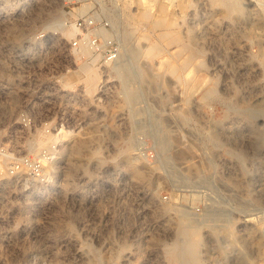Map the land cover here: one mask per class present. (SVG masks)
<instances>
[{"label":"rangeland","instance_id":"obj_1","mask_svg":"<svg viewBox=\"0 0 264 264\" xmlns=\"http://www.w3.org/2000/svg\"><path fill=\"white\" fill-rule=\"evenodd\" d=\"M230 1L96 0L114 63L73 54L60 4L62 28L43 9L22 36L54 42L17 61L0 49V172L22 167L4 199L33 242L0 264H178L164 249L177 225L199 264H264V0ZM81 62L97 68L91 92Z\"/></svg>","mask_w":264,"mask_h":264},{"label":"built area","instance_id":"obj_2","mask_svg":"<svg viewBox=\"0 0 264 264\" xmlns=\"http://www.w3.org/2000/svg\"><path fill=\"white\" fill-rule=\"evenodd\" d=\"M57 2L53 3V0H0V29L16 19L18 21L21 15L25 16L36 13L40 9V6H43L42 9L49 10L48 8H53L54 5L60 4L61 7H64L62 10L72 17L71 20L67 19L64 22V28L70 29V32L73 33L70 48L77 58H88L80 50L83 43H88L92 53L100 55L105 62L114 63L118 60L120 54L119 42L108 36L105 37L104 27L99 26L96 21L97 13L96 10L93 11L96 0H58ZM39 4L40 6L38 7ZM90 11L92 14L88 13ZM3 30H0V37L13 40L11 38L12 35L8 34L7 37V35H4ZM47 34L56 35L55 32H33L32 34L29 33L28 36L22 37L23 39L16 41V45L21 48V45L29 43L27 39H30V46L47 42ZM54 39L56 40L55 36ZM3 45L5 44H2L0 39V48L5 47L7 52L6 57H11L14 61H17V59L26 54V52L22 54L23 52L20 48H18L19 50H15V48V51L12 50L10 53L9 49L7 50L6 46L3 47ZM27 53H29V50ZM0 156L8 157V153L3 146H0ZM21 176V163L16 158L11 161L4 171L0 172V252L23 251L26 249L24 248L25 245H27L29 250L33 244L27 226L22 223L20 206L13 200L4 199V194L11 190L10 188L13 187V184L17 186ZM16 195L15 193V200L18 199Z\"/></svg>","mask_w":264,"mask_h":264},{"label":"bare ground","instance_id":"obj_3","mask_svg":"<svg viewBox=\"0 0 264 264\" xmlns=\"http://www.w3.org/2000/svg\"><path fill=\"white\" fill-rule=\"evenodd\" d=\"M57 0H53V3H55ZM40 6V4L38 5V7ZM227 6L229 9L231 10H234V9H240L238 8V3L235 1V0H231L230 2L227 3ZM43 8V6H40V9L39 10H43L41 9ZM46 10V9H45ZM248 10V9H247ZM44 11V10H43ZM49 12H52L51 15H54V17H51L49 20H47L45 23H44V28H52V29H56V28H62V24H63V21L62 19L59 17V16H56L55 17V13L54 12H57V6L54 5L53 8L49 9ZM143 12V11H142ZM248 12V11H247ZM38 14V13H36ZM253 14V13H252ZM42 15V14H41ZM23 16V15H21ZM21 16L18 18V22H17V19L15 21H12L11 23H9L8 25H4L1 29H4V35H7V34H11L13 36V40L15 39H19L21 38L23 35H24V25L27 24V27H29V25L33 22V17L37 15H35V13H31V14H27L25 16H23L21 18ZM42 17V16H41ZM147 17V16H146ZM246 17V16H245ZM21 18V19H20ZM40 18V17H39ZM37 18V19H39ZM35 20V19H34ZM140 20V19H139ZM138 20V21H139ZM38 21V20H37ZM141 21V20H140ZM139 21V22H140ZM259 22V21H258ZM0 29V30H1ZM7 29V30H6ZM26 29V28H25ZM29 29V28H28ZM68 33V32H67ZM56 37V36H55ZM1 41H2V44H5L3 45L4 46H7V50L9 49L10 53L12 52V50H17L18 48V45H14V43L12 44H9V43H4V40L5 37H0ZM54 39V36H52L51 34L49 35L48 37V41L49 40H53ZM15 40L13 42H15ZM27 41L29 43H27L25 45V47H21L20 49H22V54H24V52H28V50L31 48L30 45H31V42H30V39H27ZM51 42V41H49ZM54 42V41H52ZM1 49V48H0ZM2 50V49H1ZM14 50V51H15ZM19 50V49H18ZM81 52L84 53L85 55H89L91 54V47L85 43L82 44V47L80 48ZM155 48L153 46H151V52L154 51ZM4 52V51H3ZM6 53V52H5ZM1 55V54H0ZM7 56V55H6ZM30 58V57H29ZM96 58V57H95ZM20 59V58H19ZM242 59V58H241ZM94 60V59H93ZM242 61V60H241ZM20 62V61H19ZM25 63V61L23 62ZM242 63V62H241ZM243 64V63H242ZM80 67L83 71V73L85 74V79H84V88L87 92H91L94 88H95V83H96V80H97V68L95 67V65H92V64H87L85 62H81L80 64ZM248 68V67H247ZM256 71V70H255ZM258 71V69H257ZM260 84V83H259ZM65 85V84H64ZM68 85V84H67ZM259 87V85H258ZM128 95H129V92L126 93V98H128ZM1 119V118H0ZM245 127V126H244ZM87 141H78V142H75L74 144H72L70 146V151H69V154L70 156H74V155H77V154H80L81 152L85 151V150H88L87 149ZM41 141H35V142H31L29 145L30 147H33V146H37V144H40ZM2 158V157H1ZM0 158V159H1ZM1 162V161H0ZM68 173L71 174L72 171L74 169H76L79 165L78 164H75V162L73 161H69L68 162ZM77 163V162H76ZM1 165V164H0ZM133 175L135 177H140L142 174L139 170H136V171H133ZM104 191V190H103ZM80 196V195H79ZM94 196V195H93ZM90 199V198H89ZM78 200V199H77ZM88 200V198H87ZM81 201V200H80ZM79 201V202H80ZM85 201V200H84ZM78 202V203H79ZM88 202H90L88 200ZM83 204V203H82ZM156 204V203H155ZM84 205V204H83ZM161 212H163V208L162 209H159ZM165 226V225H164ZM161 227V226H159ZM172 228V227H171ZM160 230H163V229H160ZM168 233V232H167ZM169 234V233H168ZM162 236V235H161ZM154 238V237H152ZM157 238V237H156ZM170 238V237H169ZM171 239V238H170ZM158 240V239H157ZM214 242L216 240H213ZM159 242V241H158ZM150 243H154L153 241L150 240L149 244ZM162 243V242H161ZM216 244V243H215ZM152 245V244H151ZM150 245V246H151ZM154 246V245H153ZM198 246V239L195 238L194 234L188 229V228H185L183 226H179L177 225V228L175 229L174 233H173V237H172V241L166 245L164 247L165 250H167L169 256L171 257V259H174L175 261L178 262V264H199L200 263V255L199 253L196 251V247ZM155 249V248H154ZM153 251V249H152ZM159 251V250H158ZM163 251V250H162ZM77 252H78V249H77ZM166 252V254H167ZM83 253V252H81ZM80 253V254H81ZM160 253V252H159ZM159 255V254H158ZM155 256V254H154ZM78 257V256H77ZM153 257V255L151 256ZM158 256L156 255L155 258H157ZM166 257V256H165ZM85 258V256L83 257ZM82 258V259H83ZM158 259V258H157ZM156 259V260H157ZM162 261V260H160ZM148 262V261H147ZM157 262V261H156ZM161 262H159L160 264ZM169 263V262H168ZM208 263V262H207ZM158 264V263H157ZM167 264V263H166ZM170 264V263H169ZM209 264V263H208Z\"/></svg>","mask_w":264,"mask_h":264}]
</instances>
